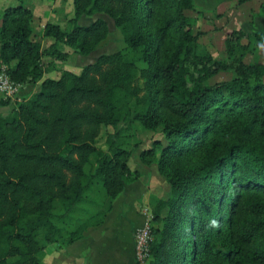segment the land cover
<instances>
[{
	"label": "trees",
	"instance_id": "trees-1",
	"mask_svg": "<svg viewBox=\"0 0 264 264\" xmlns=\"http://www.w3.org/2000/svg\"><path fill=\"white\" fill-rule=\"evenodd\" d=\"M17 2L1 14L0 71L40 84L16 104L0 97V264H43L47 245L104 221L139 177L128 164L135 122L163 134L139 159L170 186L152 208L145 264H264L262 34L232 29L219 59L193 30V0H73L69 27L45 23L54 42L42 47L32 10ZM96 13L125 46L79 73L44 76L68 57L59 42L88 55L106 41L104 19L78 24ZM220 72L233 75L212 83ZM102 126L112 128L105 149Z\"/></svg>",
	"mask_w": 264,
	"mask_h": 264
},
{
	"label": "crops",
	"instance_id": "crops-1",
	"mask_svg": "<svg viewBox=\"0 0 264 264\" xmlns=\"http://www.w3.org/2000/svg\"><path fill=\"white\" fill-rule=\"evenodd\" d=\"M22 2L32 10L34 33L39 38L42 47H47L54 42L53 37L42 35L44 24L51 22L67 29L69 27V19L74 14L73 0H22ZM16 3H18L17 0ZM193 3L195 10L190 12L196 18V27L200 26L203 19H208L212 23L216 22L215 24L222 28L221 32H225L224 34H227L232 29H242L249 32H259L264 39V0H249L244 3H238L237 1L234 4H229L226 8L220 6V4L219 8H214V4L209 8H204V0H193ZM3 9L0 10V24ZM95 16L102 18L99 14ZM223 18L227 19L224 22L225 24L220 23ZM79 20L80 18L78 23ZM58 49L68 53V57L64 62L70 59L74 60V62L77 59H81V57H77V53L70 46L63 42L58 43ZM48 59L49 63H47L50 64L52 59ZM54 68L56 70L55 66ZM65 69L70 70L68 68ZM51 73L47 70L44 76L47 77ZM39 84L40 81L35 84L25 85L19 94H28L29 90L32 91L30 94L34 93L39 89ZM132 182H128L122 192L113 200L111 210L106 214L104 221L100 225L87 228L82 238L72 243H63V245L56 248L54 253L47 251L44 264H102L103 257H100L102 248L99 243L95 242V237H98V235L108 238L106 242L107 248L115 245L119 248L122 247L127 255L126 263L135 264L133 232L144 221L137 207L139 206L140 198L145 197L147 192L144 191L143 185L139 186ZM111 214H114L113 217H111ZM96 255L98 256L96 257Z\"/></svg>",
	"mask_w": 264,
	"mask_h": 264
},
{
	"label": "rangeland",
	"instance_id": "rangeland-1",
	"mask_svg": "<svg viewBox=\"0 0 264 264\" xmlns=\"http://www.w3.org/2000/svg\"><path fill=\"white\" fill-rule=\"evenodd\" d=\"M238 0H204V8H209L214 4V8H219L220 6L222 7H228L229 4H234ZM16 0H0V10L2 8H6L9 6H15ZM220 4V6H219ZM189 15L196 19L195 17L192 16V12H188ZM99 14V16H102V19H104L107 22L108 25V35L106 41L99 46V48L95 51L92 52V54L88 55H81L77 54V57H81V59H77V61L74 62V60L70 59L67 62H61V61H56V63H52V65H49V59L45 58L44 59V64L49 65L48 71L52 72L49 77L52 78H58L60 75V71L62 69L68 68L71 71L75 73H79L81 71L82 66L93 63L97 60L98 56L100 54H107L111 52H115L118 50H121L125 46V43L123 42L121 33L119 30L116 28V26L113 23V20L106 14L104 13H96ZM94 15H82L80 17L79 23L82 26L89 25L91 22H93L97 17ZM227 19H222L220 20V23L225 24L224 22ZM213 21V20H212ZM228 22V21H227ZM216 23V22H215ZM215 23H212L211 21H208V19H203L202 23H200V26L196 27V23L193 25V30L197 31L199 28H202L201 30L204 31L203 34L200 35V41L202 44H205L209 46L211 51L213 52L214 56L217 58H222L225 54V46H224V40L226 37V34L221 32V27L217 26ZM202 24V25H201ZM236 25V24H234ZM212 26V28H211ZM232 27L231 25H229ZM243 43H247V40H243ZM259 58L264 60V41L263 43L259 44ZM251 56L246 55L244 60L246 62L250 61ZM48 62V63H47ZM72 62H74L72 64ZM54 66L56 67V70H54ZM233 74L231 72H220L216 74L213 78H211V82H216V81H221V80H226L229 79ZM38 88V87H37ZM28 91V94H19L13 101L14 104L24 100L25 98L29 97L31 94ZM21 95V96H20ZM112 132V128L109 126H102L100 133L97 137L96 144L102 149L106 148L105 145V139L107 133ZM155 140H159L162 143H165L164 136L160 131H149L145 129L143 126H141L140 123L135 122L133 124V131H132V137H131V145L133 150L131 157L128 161V164L132 170L136 169L139 171V180L138 178L133 180L134 184H137L139 186L143 185L144 191L147 192V195L145 197H141L139 200V206L137 207L139 212L141 213L144 221L141 225L143 224H148L151 228L152 226V208L154 207L155 203L159 199H166L169 196L170 193V186L168 182L162 177L156 168V164H151V165H144L141 163L139 159V153L142 149L148 148L152 145V142ZM148 171V172H147ZM143 173V174H142ZM146 177L144 178V176ZM137 180V181H136ZM114 214H111V217H113ZM129 217V215H127ZM139 225V226H141ZM137 226L136 228H138ZM133 232V236L135 233V230ZM95 242L99 243L101 246V254L100 257L102 258V264H127L126 263V253L123 251L122 247H118L115 245L114 247H109L107 248L106 242L108 241V238L106 236L100 237H95ZM41 244H44V241L40 238ZM103 246V247H102ZM60 247L56 243L49 244L46 247V252L50 251V253H54L56 248ZM47 254L45 255L43 259V264L44 260L46 259ZM98 255H96L97 257ZM99 257V258H100ZM134 259H135V264H145L146 260L143 262H139L136 260L135 256V238H134ZM78 264V263H77Z\"/></svg>",
	"mask_w": 264,
	"mask_h": 264
},
{
	"label": "built area",
	"instance_id": "built-area-1",
	"mask_svg": "<svg viewBox=\"0 0 264 264\" xmlns=\"http://www.w3.org/2000/svg\"><path fill=\"white\" fill-rule=\"evenodd\" d=\"M22 88L23 85L12 80L3 66L0 71V97L14 100ZM134 238L136 260L143 262L149 256L150 241L152 240L150 226L145 223L136 228Z\"/></svg>",
	"mask_w": 264,
	"mask_h": 264
}]
</instances>
